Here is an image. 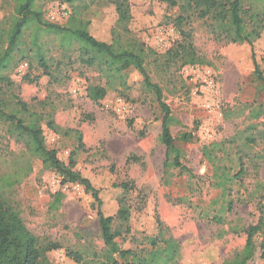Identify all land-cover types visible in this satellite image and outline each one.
Instances as JSON below:
<instances>
[{
	"label": "rangeland",
	"instance_id": "obj_1",
	"mask_svg": "<svg viewBox=\"0 0 264 264\" xmlns=\"http://www.w3.org/2000/svg\"><path fill=\"white\" fill-rule=\"evenodd\" d=\"M112 1L37 0V7L44 21L48 12L64 9L61 28L78 26L71 22L75 17L88 23L87 30L100 41L143 48L151 81L171 109V133L186 171L165 168L163 112L143 76L134 68L116 74L99 62L85 63V52L64 32L36 23L25 30L1 73L0 110H18L23 117V103L42 117L47 149L65 165L74 163L72 170L99 192L104 213L115 217L113 230L122 233L116 239L121 250L146 260L165 248L164 241H173L179 247L175 260L161 264H225L243 250V229L258 223L264 204V192L257 190L264 184V89L253 59L254 48L264 76V31L254 46L233 44L210 19L194 11L183 14L163 0H129L131 19L123 26L115 20ZM15 7L14 0H0V56L8 47ZM37 46L47 68L38 60ZM183 47L193 49L195 64H185L189 57ZM95 87L107 91L97 102L88 96ZM47 120L60 132L51 130ZM183 134L191 139L182 140ZM22 154L30 157L0 118V176L11 172ZM31 161L29 176L11 191H0V198L8 199L41 245H60L47 253L51 264H102L107 249L92 194L80 182L45 169L38 159ZM224 173L233 180H220ZM123 206L130 212L127 223L118 218ZM217 215L223 223L213 220ZM153 238L159 241L156 248ZM260 241L257 236L249 264H264ZM131 261L132 256L125 264Z\"/></svg>",
	"mask_w": 264,
	"mask_h": 264
},
{
	"label": "trees",
	"instance_id": "obj_2",
	"mask_svg": "<svg viewBox=\"0 0 264 264\" xmlns=\"http://www.w3.org/2000/svg\"><path fill=\"white\" fill-rule=\"evenodd\" d=\"M69 4H75L78 0H65ZM168 2L172 7H179L183 14L188 15L194 11L202 19H210L213 22L215 31L224 34L228 42L233 44H248L254 46L257 40L261 39L264 31V8L256 9L253 1H258L264 4V0H163ZM250 2L245 6V2ZM15 20L8 34V47L0 56V82L4 80L1 73L5 71L11 60L12 55L18 48L19 42L22 39L25 30L32 24L36 23L39 26H44L48 31L64 32L69 40H74L80 45V49L85 52L87 60L85 63L90 65L99 62L100 65L106 66L109 71H116V74H121L131 68L136 69L143 76V84L152 91L159 103L162 112V132L161 142L166 148L165 168H177L187 170L181 162V151L175 145V139L171 133V125L174 121L170 107L163 101L161 88L151 81L145 66V54L143 48L138 49H123L117 48V43L103 42L94 38L87 30L88 23L79 21L75 17L71 22L75 25L69 28H61L58 24H53L44 21V16L41 8L37 7V0H14ZM113 14L118 25H126L131 19L129 0H113L111 2ZM79 14V13H78ZM185 17H179L178 20L183 22ZM183 52L189 57L185 64H195L197 60L194 58V51L191 47L182 48ZM37 57L42 67L47 68V62L44 59L43 52L40 46H37ZM253 59L255 64V74L258 79L263 82L264 76L261 73L259 65L256 61V54L253 48ZM89 98L92 101H100L105 98L107 91L103 88H90ZM19 108L26 111L23 117H18L19 111L6 113L0 110V118L4 123L10 125V132L14 134L19 142L25 143L30 157L22 154L11 172L5 176H0V191L1 193L11 191L19 185L22 180L29 176L32 172V158H36L42 162L45 169L55 170L60 173L65 180L75 183L80 182L88 193H91L95 204L97 205L98 218L101 228V236L104 245L107 249L106 259L102 264H125L132 256V261L129 264H161L173 262L179 252L178 244L173 241H164L165 248L157 249L152 256L146 260H142L138 254L131 251L121 250L116 239L121 236L120 231L113 230L115 217L107 216L103 211V202L99 196V192L90 184L87 179L82 178L78 173L72 170L71 166L61 162L55 151L49 150L46 147L43 131L41 128L42 117L37 114L27 111V106L19 103ZM48 127L56 133H59L58 127L54 122L47 120ZM264 137V131L262 133ZM190 135L183 134L182 140L188 141ZM253 142V139H249ZM255 142V141H254ZM243 171H240L242 173ZM241 175V174H239ZM235 176V175H234ZM223 182L232 181L230 174L224 173L221 177ZM257 190L264 192V184H257ZM61 196H59L55 206L59 205ZM261 213L258 223L243 229L246 234V244L243 250L230 261L225 264H249L255 256L256 245L255 238L261 237L260 241V257L264 262V204L260 205ZM130 217L128 208L124 206L118 212V218L127 223ZM215 222L223 223V217L217 215L213 217ZM153 248L159 244L157 238L151 241ZM60 249L57 243H47L41 245L39 239L31 233L26 227L20 213L10 204L6 197L0 198V264H51L47 258V253ZM150 254V255H151ZM118 255L124 262L114 258ZM77 262L81 261L78 256L69 255Z\"/></svg>",
	"mask_w": 264,
	"mask_h": 264
},
{
	"label": "built area",
	"instance_id": "obj_3",
	"mask_svg": "<svg viewBox=\"0 0 264 264\" xmlns=\"http://www.w3.org/2000/svg\"><path fill=\"white\" fill-rule=\"evenodd\" d=\"M48 21L50 23L53 24H58L59 22H61L63 19L67 18V13L65 12L64 9H62V11L59 10V8L57 7L56 10L54 9V11L52 12H48Z\"/></svg>",
	"mask_w": 264,
	"mask_h": 264
}]
</instances>
